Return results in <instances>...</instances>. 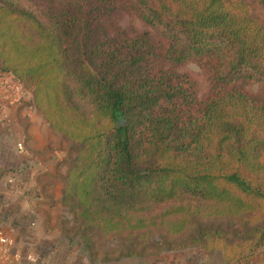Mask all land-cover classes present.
Segmentation results:
<instances>
[{
    "label": "trees",
    "instance_id": "trees-1",
    "mask_svg": "<svg viewBox=\"0 0 264 264\" xmlns=\"http://www.w3.org/2000/svg\"><path fill=\"white\" fill-rule=\"evenodd\" d=\"M111 1L0 0L1 76L30 81L35 107L77 146L62 236L92 264L208 241L228 263L252 260L264 250V101L233 84L264 87V20L247 0H130L162 45L108 34ZM187 60L215 89L204 103L166 68Z\"/></svg>",
    "mask_w": 264,
    "mask_h": 264
},
{
    "label": "crops",
    "instance_id": "crops-1",
    "mask_svg": "<svg viewBox=\"0 0 264 264\" xmlns=\"http://www.w3.org/2000/svg\"><path fill=\"white\" fill-rule=\"evenodd\" d=\"M14 105L12 113L0 110V233L11 239L5 263L92 264L61 233L66 148L60 135L32 98H20ZM213 257L210 249L201 246L99 264H225L221 257ZM245 264H264V260L254 258Z\"/></svg>",
    "mask_w": 264,
    "mask_h": 264
},
{
    "label": "rangeland",
    "instance_id": "rangeland-1",
    "mask_svg": "<svg viewBox=\"0 0 264 264\" xmlns=\"http://www.w3.org/2000/svg\"><path fill=\"white\" fill-rule=\"evenodd\" d=\"M32 1L35 2L40 8H44V7H46V5L51 4V3H52V5H55L58 3V0H55V1L54 0H46V1H44V0H32ZM247 1L252 4L254 11H255V14L261 20H264V3L253 2L252 0H247ZM94 3H97V2L94 1ZM110 7L113 8L114 12L112 14H110L109 18L106 21V23H107L106 27L104 28V30L108 34H111L112 30H114L113 27H118L119 29L126 31L130 35H134L137 33H147V34H149V36H151L152 39L159 42L160 44H162V45L167 44V39L164 38L155 27L149 25L148 23H146L143 20L141 14H140V11L131 3L130 0H112ZM167 67H172L177 73L188 75L189 77H191L194 80V82L196 84V90H197L196 91L197 99L200 102L204 103L215 92L214 87L209 82L208 73H207L206 69L202 68L195 61L187 60L182 64H178V65H174V66H171V65H169V63H166V68ZM1 72L2 71H1V60H0V73ZM0 76H1V74H0ZM2 76L3 77L5 76L2 79V80H5V82L7 81L8 83H14L15 81H17L20 83L22 91L19 94H17V96H20L19 98H24L27 96V98H30V99L32 98V100H33L32 83L30 81H27V82L18 81L10 72H6L5 75H2ZM233 85L235 87H238L242 91L249 93V94H252L255 97L259 98L260 100L264 101V87L260 82L253 80V79H239V80L235 81ZM27 102H29V101H26V103ZM5 104H6V106H4L2 108L0 107V110L4 109L3 111H5V112H7L6 110H8L11 113L13 111H15V108H16V106L14 105L15 101H13L11 103L9 101H6ZM56 134H58V133H56ZM59 135L61 138V145L65 146V148H66V157L64 158L65 162L63 164L64 169H65V173H64V176L62 178V179H64L65 176L67 175V170H68L70 161L77 154V146L70 143V141L67 138H65L64 136H62L61 134H59ZM64 143H66V145H64ZM65 181H66V179H65ZM63 217L70 219V221L73 223V220H74L73 214H70L69 211L67 210V208H65V207L63 209ZM223 227L225 230L229 229L226 225H223ZM235 227L236 226H233L231 228H235ZM118 244H119L118 242H109L107 244V246L113 247V246H116ZM203 246L207 249H210L211 253H214L213 258H218V257L220 258L221 257L222 259H224L225 264H241V263L245 264V263H248L254 259L253 258L252 260H250L248 262H245V261L244 262H238L237 261V262L228 263L225 260V258H226L225 256H226V254H229V250L227 249V247L225 245H223V243L218 242L216 245H214V243H211V241H208V243L206 245H203ZM168 252H172V251H168ZM232 253H234V252H231L230 254H232ZM255 258L258 260H264V250L261 252L260 255H257V257H255Z\"/></svg>",
    "mask_w": 264,
    "mask_h": 264
},
{
    "label": "built area",
    "instance_id": "built-area-1",
    "mask_svg": "<svg viewBox=\"0 0 264 264\" xmlns=\"http://www.w3.org/2000/svg\"><path fill=\"white\" fill-rule=\"evenodd\" d=\"M5 77V76H4ZM0 76V107L6 106L5 102L9 101L10 103L20 99V96H17L22 91L20 83L15 81L14 83H8L4 78ZM20 145V144H18ZM11 246V239L2 233H0V264H6L5 259L6 256L9 254V248ZM15 257H18V254H14ZM29 260L35 261L36 257L27 255Z\"/></svg>",
    "mask_w": 264,
    "mask_h": 264
}]
</instances>
